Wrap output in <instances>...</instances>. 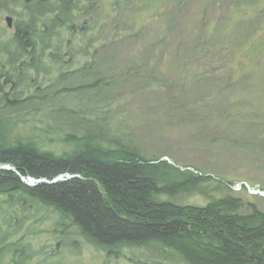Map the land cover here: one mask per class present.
<instances>
[{
    "label": "rangeland",
    "instance_id": "rangeland-1",
    "mask_svg": "<svg viewBox=\"0 0 264 264\" xmlns=\"http://www.w3.org/2000/svg\"><path fill=\"white\" fill-rule=\"evenodd\" d=\"M59 3L47 0L45 10ZM12 5L7 0L0 8V89L21 82V94L30 82L58 84L63 72L76 76L62 81L71 88L95 76L103 88L98 97L71 91L48 99L33 114L17 108L20 137L61 151L71 145L57 137L90 117L104 132L103 144L119 141L147 159L209 175L229 187L208 183L210 197L231 194L244 212L249 203L264 211V0H70L68 23L49 49L37 47L36 67L6 26V15L24 20ZM55 52L58 62L50 58ZM65 55L74 56L71 64L61 62ZM85 65H91L89 76L81 72ZM51 110L59 117L48 118ZM0 202V264H169L141 249L106 255L83 238L61 234L52 213L19 205L10 211Z\"/></svg>",
    "mask_w": 264,
    "mask_h": 264
},
{
    "label": "trees",
    "instance_id": "trees-1",
    "mask_svg": "<svg viewBox=\"0 0 264 264\" xmlns=\"http://www.w3.org/2000/svg\"><path fill=\"white\" fill-rule=\"evenodd\" d=\"M42 8L26 21V29L16 30L15 36L19 52L29 56L33 67L40 64L34 54L50 48L51 37L68 23L73 9L70 0H60L53 11ZM45 13L49 14L47 20L43 19ZM55 54L50 58L58 62L60 56ZM64 57L63 64L73 62L74 56ZM90 70L91 65H85L81 72L89 76ZM63 73L65 77L58 84L42 87V82H30V90L21 94L17 92L21 82L6 92L0 89V166L7 164L13 169H0V201H5L10 211L18 205L26 212L31 207L46 210L56 216L61 234L83 238L109 256L132 248L169 264H264V211L249 203L244 212L242 200L231 194L210 197L208 183L226 189L227 183L188 167L181 170L165 160L147 159L138 149L119 141H114L113 147L105 145L103 130L90 117L79 118L80 123L71 124L68 134L57 137V143L71 145L61 151L20 137L15 130L17 108L33 114L67 92H89L94 97L103 92L102 86L97 88L96 76L71 88L62 81L76 76ZM5 82L4 86H10L8 80ZM49 117L54 120L59 114L51 110ZM60 174L73 177L32 187L19 177L51 180ZM199 195L208 201L203 205L186 202L188 197ZM10 221L4 222L11 226Z\"/></svg>",
    "mask_w": 264,
    "mask_h": 264
},
{
    "label": "flooded vegetation",
    "instance_id": "flooded-vegetation-1",
    "mask_svg": "<svg viewBox=\"0 0 264 264\" xmlns=\"http://www.w3.org/2000/svg\"><path fill=\"white\" fill-rule=\"evenodd\" d=\"M47 0H29L28 2H26L25 0H12V2L14 3V5H12V7H19L21 10V14L24 16V20H17L14 22V18L10 15H6L8 17H11L12 22H11V27L9 26V28H12V34L14 36H16L17 31L16 30H22V29H26L28 27L26 21L34 15V13H39L43 10L42 7H45V2ZM7 0H4V5L6 4ZM60 2V0H59ZM4 6H1L0 8H2ZM46 9V7H45ZM5 16V17H6ZM18 17V16H17Z\"/></svg>",
    "mask_w": 264,
    "mask_h": 264
},
{
    "label": "water",
    "instance_id": "water-1",
    "mask_svg": "<svg viewBox=\"0 0 264 264\" xmlns=\"http://www.w3.org/2000/svg\"><path fill=\"white\" fill-rule=\"evenodd\" d=\"M26 2H28L29 0H25ZM6 21H7V24L8 26L11 25V18L7 17L6 18ZM7 169H9L8 166H6ZM61 178V176L57 177V178H54L52 181H50L49 183L50 184H53L56 182L57 179ZM20 181L23 182L26 186H33L35 183L39 182V180H35L34 178L32 177H26V179L24 177H21L20 178Z\"/></svg>",
    "mask_w": 264,
    "mask_h": 264
},
{
    "label": "bare ground",
    "instance_id": "bare-ground-1",
    "mask_svg": "<svg viewBox=\"0 0 264 264\" xmlns=\"http://www.w3.org/2000/svg\"><path fill=\"white\" fill-rule=\"evenodd\" d=\"M123 248V247H122Z\"/></svg>",
    "mask_w": 264,
    "mask_h": 264
}]
</instances>
